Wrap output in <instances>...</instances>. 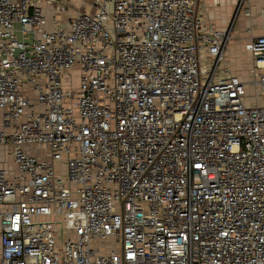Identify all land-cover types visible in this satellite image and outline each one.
I'll return each mask as SVG.
<instances>
[{"label":"built area","instance_id":"obj_1","mask_svg":"<svg viewBox=\"0 0 264 264\" xmlns=\"http://www.w3.org/2000/svg\"><path fill=\"white\" fill-rule=\"evenodd\" d=\"M201 1L0 0V264H264V35Z\"/></svg>","mask_w":264,"mask_h":264},{"label":"crops","instance_id":"obj_2","mask_svg":"<svg viewBox=\"0 0 264 264\" xmlns=\"http://www.w3.org/2000/svg\"><path fill=\"white\" fill-rule=\"evenodd\" d=\"M200 11L219 28L233 26V40L229 49L233 61L230 62L236 74L247 78L254 60L245 49V43L251 37L264 35V0H202ZM243 53L249 54V59H245ZM9 161L12 167L13 162ZM3 165L5 163H1L0 167Z\"/></svg>","mask_w":264,"mask_h":264},{"label":"rangeland","instance_id":"obj_3","mask_svg":"<svg viewBox=\"0 0 264 264\" xmlns=\"http://www.w3.org/2000/svg\"><path fill=\"white\" fill-rule=\"evenodd\" d=\"M69 1H71V3H72V8L70 9L69 15H74V13H76L77 11H80V10H84V9L91 10L93 8L90 5L91 0H69ZM109 8L111 9V5L109 6ZM232 40H233V38H232ZM232 40L229 44V49H230V45L232 43ZM229 54H230V52H229ZM242 55L245 59H249V56H250L249 54L247 55L246 53H243ZM229 58H230V61L231 60L233 61V58L230 55H229ZM250 62H251V59H250ZM247 66H248V62H247ZM78 76H79V72L77 70L73 71L72 82H73V85L75 87L79 83L78 82ZM249 93H252L251 87H249ZM249 100H251V98H249ZM258 101L260 103L264 102V97H262V96L259 97ZM1 163H5L6 166H10V161H9L8 156H7L5 148H0V164ZM5 165H3V166H5Z\"/></svg>","mask_w":264,"mask_h":264}]
</instances>
